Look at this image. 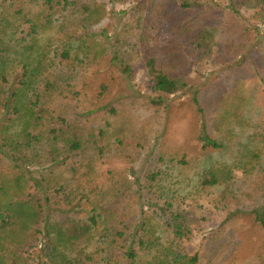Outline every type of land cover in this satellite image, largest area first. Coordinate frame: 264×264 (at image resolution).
Wrapping results in <instances>:
<instances>
[{"label": "trees", "instance_id": "obj_1", "mask_svg": "<svg viewBox=\"0 0 264 264\" xmlns=\"http://www.w3.org/2000/svg\"><path fill=\"white\" fill-rule=\"evenodd\" d=\"M0 264H264V0H0Z\"/></svg>", "mask_w": 264, "mask_h": 264}, {"label": "rangeland", "instance_id": "obj_2", "mask_svg": "<svg viewBox=\"0 0 264 264\" xmlns=\"http://www.w3.org/2000/svg\"><path fill=\"white\" fill-rule=\"evenodd\" d=\"M184 101L185 98H176V101L172 99L171 102L173 103V107L170 110V113H172V117H170L172 119L170 141L175 145L184 143L194 129L193 113H191V109L184 104ZM235 151L237 152L236 148H229L223 152V154L218 153L213 155L212 161L229 163L232 160Z\"/></svg>", "mask_w": 264, "mask_h": 264}]
</instances>
